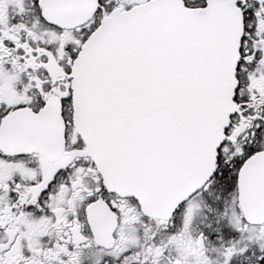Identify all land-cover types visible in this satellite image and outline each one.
<instances>
[{"label":"snow or ice","instance_id":"1","mask_svg":"<svg viewBox=\"0 0 264 264\" xmlns=\"http://www.w3.org/2000/svg\"><path fill=\"white\" fill-rule=\"evenodd\" d=\"M0 264H264V0H0Z\"/></svg>","mask_w":264,"mask_h":264}]
</instances>
